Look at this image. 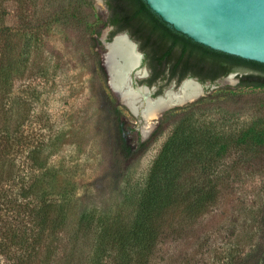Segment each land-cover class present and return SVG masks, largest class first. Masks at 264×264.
Returning <instances> with one entry per match:
<instances>
[{
  "label": "trees",
  "instance_id": "trees-1",
  "mask_svg": "<svg viewBox=\"0 0 264 264\" xmlns=\"http://www.w3.org/2000/svg\"><path fill=\"white\" fill-rule=\"evenodd\" d=\"M106 3L107 23L113 27L110 40L127 31L139 42L153 71L150 86L159 78L181 81L188 73L202 83L242 71L239 87L264 88L263 63L193 41L144 0ZM18 44L13 33L0 36V255L10 264H51L49 238L65 228L73 193L50 181L45 138L24 136L30 100L14 95L13 88L32 63L15 54ZM98 62L104 106L113 119L116 105L124 104L108 84L103 58ZM217 101L207 96L166 112L179 120L153 161L132 218L93 212L80 217V226L98 229V263L102 256L111 259L109 264L264 262L263 121L251 123L244 136L227 143L223 133L214 132L213 123L198 126L195 119L213 109L216 122L236 121L242 108L226 109ZM254 176L262 178L260 183L248 187L247 178Z\"/></svg>",
  "mask_w": 264,
  "mask_h": 264
},
{
  "label": "rangeland",
  "instance_id": "rangeland-1",
  "mask_svg": "<svg viewBox=\"0 0 264 264\" xmlns=\"http://www.w3.org/2000/svg\"><path fill=\"white\" fill-rule=\"evenodd\" d=\"M108 18L106 0L101 4L97 0H0V36L13 33L19 42L15 54L32 63L13 88L14 95L30 100L24 136L45 138L50 181L73 193L65 228L49 238L51 264H100L95 254L98 229L80 226V217L93 212L132 218L153 161L179 120V115L166 116L168 110L144 134V121L119 100L111 119L104 106L98 62L104 58L105 42L111 41ZM143 65L150 69L146 56ZM242 74L234 71L214 82H202L200 98L214 95L226 109L242 108L236 121L226 125L216 122L218 113L213 109L195 116L198 126L213 123L214 132L223 133L227 143L244 136L242 131L251 123L263 121L264 126V88L239 87ZM176 85L175 80L157 81L153 97L180 84ZM261 179L249 177L246 184L256 185ZM100 261L111 263L105 256ZM0 264L10 262L0 255Z\"/></svg>",
  "mask_w": 264,
  "mask_h": 264
},
{
  "label": "water",
  "instance_id": "water-1",
  "mask_svg": "<svg viewBox=\"0 0 264 264\" xmlns=\"http://www.w3.org/2000/svg\"><path fill=\"white\" fill-rule=\"evenodd\" d=\"M149 8L171 28L185 34L193 41L209 47L215 51L238 56L246 60H252L264 64V0H144ZM103 2V0H102ZM124 35L129 41L134 44V50L140 54L138 65L130 69L128 73V83L131 89L137 87L142 88L143 85L135 86L134 80L137 77L139 67L147 73V68L142 67L143 53L139 51L138 44L134 42L127 33L117 34L112 41L107 42L111 45L114 43L118 35ZM105 42L106 50L103 53L104 66L108 73V83L110 87V73L106 67V56L110 52L108 45ZM234 76V75H233ZM195 80L199 84L200 81L194 78H186L177 89L178 91L182 84L188 80ZM147 88L149 86L145 85ZM112 90L117 94L114 90ZM119 93V91H118ZM119 95L122 101V94ZM162 95L153 97L149 94L150 99H157ZM200 97H191L189 101L183 99L181 107L189 103L195 102ZM123 102V101H122ZM129 110L141 119L147 122L148 118L140 111V107L135 102V107L128 106ZM172 107L170 109H173ZM164 110L152 123L158 122V119Z\"/></svg>",
  "mask_w": 264,
  "mask_h": 264
},
{
  "label": "bare ground",
  "instance_id": "bare-ground-1",
  "mask_svg": "<svg viewBox=\"0 0 264 264\" xmlns=\"http://www.w3.org/2000/svg\"><path fill=\"white\" fill-rule=\"evenodd\" d=\"M97 1L102 3V0ZM107 45L110 52L106 56V67L110 73L111 85L117 94H122V101L127 103L130 108L135 107L137 101L140 111L148 118L142 127L144 134L148 133L153 125L152 120H155L164 110L180 105L183 99L189 101L191 97H200L204 94V85L188 79L178 91L169 88L165 90L164 96L150 99L149 94L155 91V87L147 88L143 85L142 88L131 89L128 86V73L131 68L138 65L140 60V54L134 50V44L122 34L116 37L113 44ZM138 69L137 80L147 76L144 68L140 69L139 67ZM133 83L136 86L139 85L135 83V80Z\"/></svg>",
  "mask_w": 264,
  "mask_h": 264
},
{
  "label": "flooded vegetation",
  "instance_id": "flooded-vegetation-1",
  "mask_svg": "<svg viewBox=\"0 0 264 264\" xmlns=\"http://www.w3.org/2000/svg\"><path fill=\"white\" fill-rule=\"evenodd\" d=\"M124 32H126L130 37H131V35L127 32V31H123V32H119V33H124ZM118 33V34H119ZM117 35V34H116ZM115 35V36H116ZM114 36V37H115ZM113 37V38H114ZM113 38L111 39V41L113 40ZM131 39H133L132 37H131ZM139 43V42H138ZM138 48H139V51L141 52V53H143V55L144 56H146V53L145 52H143L142 50H141V48H140V46L138 45ZM147 58V57H146ZM103 64H104V60H103ZM143 64H144V57H143ZM142 64V67H144V65ZM105 67V66H104ZM106 69V68H105ZM153 74V71L151 70V68L150 69H147V76H145L144 78H138V80H143L142 81V84L141 85H147V86H149L150 88H152L153 86H154V84L157 82V81H160V80H162L161 78H159L155 83H153V85H149L148 84V80L151 78V75ZM107 75H108V73H107ZM109 78V77H108ZM186 78H194V79H196L197 77H194L193 75H191V73H188L187 75H185V77L181 80V81H179V79H178V77H175V78H173V79H171V80H175L176 81V86H178L179 84H181V82L184 80V79H186ZM198 79V78H197ZM138 80H137V77L135 78V83H137L138 82ZM167 81H168V79H166ZM199 80V79H198ZM200 81V80H199ZM201 82V81H200ZM109 84V83H108ZM138 84V83H137ZM136 86V85H135ZM137 86H140V84L139 85H137ZM163 93L165 92L164 90L162 91ZM163 93H161L160 95H162ZM119 96V95H118ZM120 98V97H119ZM121 100V99H120Z\"/></svg>",
  "mask_w": 264,
  "mask_h": 264
}]
</instances>
